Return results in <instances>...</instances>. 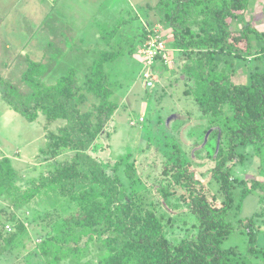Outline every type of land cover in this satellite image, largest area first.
Wrapping results in <instances>:
<instances>
[{"label":"trees","instance_id":"trees-1","mask_svg":"<svg viewBox=\"0 0 264 264\" xmlns=\"http://www.w3.org/2000/svg\"><path fill=\"white\" fill-rule=\"evenodd\" d=\"M249 3L250 0H158L153 7L156 23L148 26L161 24L163 33L165 28L170 29L168 48L175 52L172 60L178 59L175 65L184 77V95L192 97L198 111L195 133L192 127L188 132L190 138H195L192 147L201 144L210 130L206 144L195 151L192 159L177 156L163 164L162 179L153 189L164 211L169 208L177 216L187 213L193 219L189 233L179 240L167 237L163 213L137 210L119 178L88 153L116 110L103 66L120 56L119 45L117 51L101 52L86 66L83 87L98 100L93 112L82 113L77 108L82 88L76 85L71 69L47 85L40 79L46 66L31 62L23 76L31 90L27 95L0 79L3 102L26 121H35L40 112L50 121L65 120L61 134L51 133L48 144L50 148L74 151L65 162L53 161L39 182L26 188L15 181L10 160L0 161V197L10 198L20 206L35 197L58 195L69 198L77 207L74 215L62 219L61 234L41 246L48 264H59L74 251L79 252V260L81 251L91 249L93 242L101 250L100 264H264V248L257 246L259 230L253 217L238 220L236 228L229 220L236 190L238 210L248 195L258 189L264 192L258 179L248 181L234 176L236 169L255 154L249 148L258 151L264 147V27L258 30L246 23L232 31L229 26L230 21L242 16ZM114 30L106 37L110 39ZM142 32L136 50L146 40L145 26ZM242 42L243 50L237 47ZM133 50L128 55L136 52ZM235 57H257L263 69L252 71L247 84H235ZM224 61L228 63L222 64ZM151 69L161 75L168 66L156 57ZM207 163L205 171H196ZM132 168L125 166L127 177L133 173ZM238 231L247 236L246 247L223 248L228 237ZM84 237L87 240L81 250ZM2 251L0 248V254Z\"/></svg>","mask_w":264,"mask_h":264},{"label":"rangeland","instance_id":"rangeland-1","mask_svg":"<svg viewBox=\"0 0 264 264\" xmlns=\"http://www.w3.org/2000/svg\"><path fill=\"white\" fill-rule=\"evenodd\" d=\"M7 1L8 5L2 7L1 11L11 10V16L5 22L16 18L20 7L12 8L10 0ZM112 2L114 0H60L57 4L54 0L51 7L49 0L38 3L30 17L44 16L43 12L46 10L50 14L42 22V28L39 30L38 26L36 31L51 28L52 32L58 34H63L67 29L70 32L64 33L62 39H47L50 45L46 47L40 46V39L37 38L30 45H11L6 50L2 46L5 43L0 41V79L14 86L22 95H27L31 90L25 84L23 76L30 70L31 62L46 66L40 79L47 85L54 84L57 78L71 69L76 85L82 88V98L77 108L82 113L93 112L98 100L83 87L86 66L97 60L101 52L117 51L119 45L120 56L103 66L112 91L110 100L116 105V110L88 153L106 164L108 173H114L119 178L137 210L155 211L158 215L163 213L167 237L179 240L189 233L193 219L187 213L177 216V212L169 208L165 212L153 189L162 179L163 164L177 156L184 160L188 157L192 159L196 148L203 143L202 140L201 144L192 147L195 138L188 135L191 127L193 129L199 123L198 111L192 97L184 95V77L175 65L178 59L172 60L175 52H170L171 64L168 70L157 75L158 80L152 87L144 84L140 56L137 52L128 55L130 49L137 51V41L143 33V26L147 32V28H150L148 25L156 23L153 7L158 0H122L123 3L118 4H127L126 13L120 12L113 5V12L103 16L100 12ZM130 2L134 10L130 8ZM29 7L34 8L32 5ZM263 13L264 0H250L248 9L241 13L242 16L230 21V30L240 29L246 23H250L254 29H263ZM104 26L108 28L103 29ZM114 28V35L107 38L106 34ZM32 30L26 33L30 34ZM75 36L78 37L74 38ZM163 37L168 46L171 41L170 29H164ZM244 46L243 42L237 45L241 50ZM21 50L25 51V55H21ZM233 60L232 81L235 84H247L252 71L263 69V64L257 57L253 60L252 57H235ZM65 125V120L50 121L41 112L30 123L3 102L0 93V161L3 158L10 160L16 174L15 181L22 188L38 183L41 176L51 169L53 161L62 163L71 158L74 153L72 149L50 148L48 144V136L51 133L61 134ZM248 151H255V154L236 169L234 176L248 181L258 179L264 185V147L258 151L249 148ZM125 166L133 167V173L128 177ZM208 166L209 163L203 168L198 167L196 171H205ZM114 168L116 171L112 172ZM207 181L208 179L205 180ZM238 195L236 190L235 206L229 220L236 228L238 220L253 217L255 227L259 230L257 246L264 248V192L258 189L255 194L248 195L240 210L236 208ZM76 211L77 207L69 198L58 195L35 197L20 206L10 198L0 197V248L3 249L0 264H48L41 246L45 240L61 234L62 219L69 218ZM247 239V236L238 231L230 235L222 247L237 246L243 250ZM86 240L87 237H84L80 242L81 250L84 249ZM93 243L91 249L81 251L79 260L76 259L79 252L74 251L59 264H100L98 256L101 250L99 245Z\"/></svg>","mask_w":264,"mask_h":264},{"label":"crops","instance_id":"crops-1","mask_svg":"<svg viewBox=\"0 0 264 264\" xmlns=\"http://www.w3.org/2000/svg\"><path fill=\"white\" fill-rule=\"evenodd\" d=\"M45 0H10V7L16 8L20 5L18 9V16L16 18H10L7 22H5L6 19L11 16V10L1 11L2 7H6L8 5L7 0H0V41L4 42L5 45H2L5 47L6 50L9 49V46L11 45H17L19 47L24 45H30L34 40L37 38L40 39V46L46 47L50 45L47 43V39H62L64 33H69L70 31L67 29L63 34H58L56 32H52L51 28H47L45 31L39 32L40 28H42V22L47 18V16L50 14V11H44V16L38 17V18H32L30 17L31 13L34 12L35 7L38 3ZM51 7L54 0H49ZM60 0H56V3L58 4ZM115 2V4H114ZM114 2L110 3L109 6L105 5V7L100 12L103 16L109 15V13L112 11V6L114 5L120 12L126 13L127 11V4L126 6L120 5L118 3H123L122 0H114ZM130 4V8L134 10V6ZM29 5H32L34 8H30ZM27 7V8H25ZM42 14V15H43ZM69 15V14H68ZM39 26V28H38ZM33 28V30H32ZM39 30H35V29ZM32 32L30 34L26 32ZM39 32V33H38ZM86 35V34H85ZM84 35V36H85ZM87 36V35H86ZM78 37V36H77ZM76 36L74 38H77ZM81 37V36H80ZM46 41V42H45ZM72 41V40H71ZM58 43V42H57ZM55 43V44H57ZM71 44V42H70ZM41 49V48H40ZM23 51V52H22ZM21 55H25V51L21 50Z\"/></svg>","mask_w":264,"mask_h":264},{"label":"built area","instance_id":"built-area-1","mask_svg":"<svg viewBox=\"0 0 264 264\" xmlns=\"http://www.w3.org/2000/svg\"><path fill=\"white\" fill-rule=\"evenodd\" d=\"M172 50L166 46V41L163 38V27L161 25H154L147 28L146 40L137 48V54L141 58L142 64L141 76L144 79L146 87H152L157 82V74L153 73L151 66L155 62V58H161L165 61L168 68L170 62V52Z\"/></svg>","mask_w":264,"mask_h":264},{"label":"water","instance_id":"water-1","mask_svg":"<svg viewBox=\"0 0 264 264\" xmlns=\"http://www.w3.org/2000/svg\"><path fill=\"white\" fill-rule=\"evenodd\" d=\"M209 133H210V130L205 134V136H204V138H203V143H202L199 147H197L196 150H199V149H201L202 147H204V145H205L206 142H207V139H208V135H209Z\"/></svg>","mask_w":264,"mask_h":264}]
</instances>
